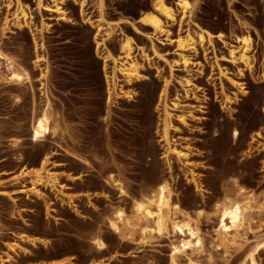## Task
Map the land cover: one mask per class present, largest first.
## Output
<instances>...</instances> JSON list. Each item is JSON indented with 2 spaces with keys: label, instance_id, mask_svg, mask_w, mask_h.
Instances as JSON below:
<instances>
[{
  "label": "rangeland",
  "instance_id": "obj_1",
  "mask_svg": "<svg viewBox=\"0 0 264 264\" xmlns=\"http://www.w3.org/2000/svg\"><path fill=\"white\" fill-rule=\"evenodd\" d=\"M164 1L175 15L154 32L152 0H0V264H170L174 247L178 264H264V0ZM124 37L137 79L118 71ZM163 179L199 245L110 227ZM224 199L246 204L236 228L219 229Z\"/></svg>",
  "mask_w": 264,
  "mask_h": 264
},
{
  "label": "bare ground",
  "instance_id": "obj_2",
  "mask_svg": "<svg viewBox=\"0 0 264 264\" xmlns=\"http://www.w3.org/2000/svg\"><path fill=\"white\" fill-rule=\"evenodd\" d=\"M189 2L187 0H177L176 9H178L181 13L188 11ZM175 15V11L171 5H169L164 0H152V5L150 8L142 11L139 20L144 25H149L153 29L154 32H162L163 25L165 21L173 20ZM165 20V21H164ZM206 35L208 39H210V33L207 30H201L199 34V40L203 39V36ZM243 46L247 47L249 45V37H243L241 39ZM178 45H184L187 43H192L191 39L186 40H178ZM120 51V63L118 65V71L125 77V79L130 80L136 78L138 76V67L137 64L130 58L131 53V39L128 37H124L122 43L119 48ZM36 62H38V56H35ZM25 73V72H24ZM27 79L26 74H20L15 71L12 72L11 78L16 81H21L22 78ZM137 79V78H136ZM106 82H108L107 77H105ZM110 96V92H108ZM165 96V86L161 90L160 100ZM159 100V102H160ZM37 113V112H35ZM34 113V114H35ZM49 127V115L47 110H40L39 113L35 114L33 118V122L31 123V141L32 142H40L42 143L46 137L50 134ZM236 136V131L233 132V137ZM73 142L75 140L72 139ZM43 146V144H42ZM70 157L77 159L81 164H83L84 168H90V164L86 159L77 152V150L73 149L72 151H68ZM177 154L185 157L186 154L178 151ZM29 161L32 164H39L41 168L44 167L45 162L47 161L46 157L39 160L36 156H30ZM40 173H35L34 177L38 180ZM109 178H112L111 176ZM34 185V183H32ZM121 190V187L119 188ZM173 208L176 210V206L170 203V190L168 188V183L166 180H160L155 184L154 190L148 194L146 197H141L139 200L134 202V215L133 217H126L122 210H117L115 212L116 219L110 220L109 225L114 231H119V227L117 222H124L126 225L130 224H138L140 227V231L142 235H152L153 232L158 236L164 234L167 230V226L174 232L183 233L187 231L191 237H194L195 244L199 245L201 243V239L198 235V231L196 228H193L189 224L188 217L182 218L181 220H177L176 218L169 217V209ZM218 214L220 216L219 220V229L228 230L230 228L238 227L244 218V212L246 209V204L242 203L238 199L234 200H222L219 206L216 207ZM95 244L101 248L103 247V242L100 239H96ZM191 241H185L182 243V247L190 246ZM179 252V249L176 247L173 248V253L170 255V264H178L175 258V253ZM251 262L253 264V260L251 258ZM0 263L1 260H0Z\"/></svg>",
  "mask_w": 264,
  "mask_h": 264
}]
</instances>
